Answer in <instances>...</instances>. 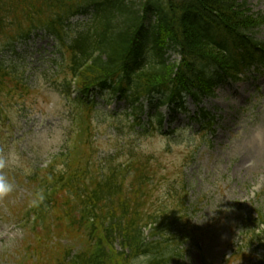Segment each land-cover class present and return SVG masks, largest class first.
Here are the masks:
<instances>
[{
  "label": "trees",
  "instance_id": "trees-1",
  "mask_svg": "<svg viewBox=\"0 0 264 264\" xmlns=\"http://www.w3.org/2000/svg\"><path fill=\"white\" fill-rule=\"evenodd\" d=\"M77 15L89 19L71 35L69 21ZM262 25L264 17L239 0H0V111L3 98L17 93L22 100L38 92L25 85V66L3 60L5 51L14 54L15 43L46 33L62 57L59 68L65 65L57 88L77 107L80 127L82 120L87 125L80 147L91 156L86 139L92 107L70 99L71 84L81 96L96 87L128 98L137 104V126L144 112L139 100L159 94L149 129L140 134L132 128L127 135L150 134L163 125L158 109L182 94L199 103L214 87L264 66V42L254 37ZM115 128L122 129L119 123ZM151 160L131 145L100 162L74 161L67 151L57 168L31 173L28 185L45 198H36L22 220L30 234L25 255L36 259L31 264H132L140 256L148 258L146 264H171L185 241L187 225L174 218L185 206L178 191L185 192L168 190L171 213L164 202L147 209L160 173ZM254 221L247 223L248 244L257 241L264 264V215L259 212ZM253 227H261L259 235Z\"/></svg>",
  "mask_w": 264,
  "mask_h": 264
},
{
  "label": "rangeland",
  "instance_id": "rangeland-1",
  "mask_svg": "<svg viewBox=\"0 0 264 264\" xmlns=\"http://www.w3.org/2000/svg\"><path fill=\"white\" fill-rule=\"evenodd\" d=\"M239 1L264 17V0ZM82 19H72L71 23ZM255 37L264 42V26ZM54 57L57 56L52 41L41 33L17 44L14 54L4 53L5 61L26 66L31 74L27 82L38 92H31L22 100L16 93L1 102L5 117L0 120V158L10 163L0 170L10 172L14 189L0 199V264H31L36 260L22 255V246L30 234L17 224L16 209L30 198V188L14 172L22 175L44 166L50 154L57 152L59 146H66L74 127L73 109L55 92V77H51L54 63L50 61ZM44 72L48 73L46 78ZM96 100L92 127L99 158L129 142L139 145L146 155H153L163 171L164 176L159 177L166 182L156 185L147 209L150 206L154 211L164 202L171 213L169 185L184 189L185 193H178L185 200L189 237L171 264H253L261 251L250 254L243 249L238 255L236 249L246 238V223L252 222L258 211L264 214V69L248 72L236 84L218 87L214 97L203 100L201 106L215 116L214 133L207 131L192 138L198 124L189 116L197 108L187 101L189 114L177 113L169 128L180 130L189 124L191 129L184 137L177 133L169 139L171 149L167 154V140L161 134L116 140L109 114L119 112L123 104ZM120 128L124 130V125ZM167 128L164 125L162 132L167 133ZM177 238L180 240L179 234Z\"/></svg>",
  "mask_w": 264,
  "mask_h": 264
},
{
  "label": "clouds",
  "instance_id": "clouds-1",
  "mask_svg": "<svg viewBox=\"0 0 264 264\" xmlns=\"http://www.w3.org/2000/svg\"><path fill=\"white\" fill-rule=\"evenodd\" d=\"M9 161L0 158V169L6 168L9 166ZM14 189L13 183L9 180L8 176L3 172H0V199L7 197ZM147 257L140 256L132 260V264H146Z\"/></svg>",
  "mask_w": 264,
  "mask_h": 264
}]
</instances>
